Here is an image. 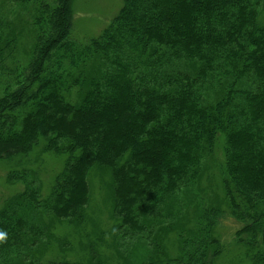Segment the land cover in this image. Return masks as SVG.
I'll use <instances>...</instances> for the list:
<instances>
[{
	"label": "trees",
	"instance_id": "trees-1",
	"mask_svg": "<svg viewBox=\"0 0 264 264\" xmlns=\"http://www.w3.org/2000/svg\"><path fill=\"white\" fill-rule=\"evenodd\" d=\"M4 1L0 159L42 147L64 166L45 198L34 170L8 174L24 188L0 208L8 233L0 264H105L101 254L45 260L56 222L85 221L96 168L111 171L118 237L143 239L160 254L163 234L179 230V253L159 264H216L225 246L215 228L225 215L242 223L244 257L232 264H264V0H123L87 44L72 38V0H8L29 17L20 27ZM27 26L33 47L21 63ZM221 141L224 205L202 207L193 230L164 225L178 220L180 195L202 179Z\"/></svg>",
	"mask_w": 264,
	"mask_h": 264
},
{
	"label": "rangeland",
	"instance_id": "rangeland-1",
	"mask_svg": "<svg viewBox=\"0 0 264 264\" xmlns=\"http://www.w3.org/2000/svg\"><path fill=\"white\" fill-rule=\"evenodd\" d=\"M123 0H72V38L78 43L87 44L92 39L101 35L103 30L111 23L113 18L121 9ZM4 14L20 27L18 19L21 21L29 19L25 12L14 14L15 5L6 0L1 2ZM22 10V9H20ZM13 13V14H12ZM20 14L22 16H20ZM259 23L264 24V7L260 10ZM28 26L23 34L18 58L21 63H26L31 56L33 47V37L28 34ZM28 36V39L27 37ZM27 39V42L25 41ZM225 145L221 141L217 144L212 157H209L203 171L202 179L186 189L185 195L181 194V206L176 211V217L169 219L164 225L178 223L181 229L193 230L198 225L196 221L202 214V207L209 208L213 205H224L222 200L221 181L225 172ZM42 147L28 157H15L13 159H0V208L5 200L10 196L23 190L22 182L12 184L7 178L8 174L15 171L34 170L42 187V196L45 198L51 192L54 179L63 169L64 158L44 154ZM111 171L108 169H93L89 177L90 202L87 208L85 221L80 224L58 223L51 230V246L46 254V261H70L82 260L90 256L95 262L102 255L105 264H159L156 259H167L179 253L176 234L179 230L174 229L165 233L161 240L162 252L168 256L157 254L155 246L148 244L145 240H132L128 235L118 237L119 233H114L115 221L112 217L114 192ZM194 198V199H191ZM190 207L187 209L185 203ZM226 209L225 206L221 208ZM179 211V214H178ZM47 218V216H46ZM242 223L236 221L229 215H225L215 228L216 234L221 238L225 246V252L216 264H232L233 261L243 259L244 252L236 245V232ZM118 242V245H117ZM92 243H96L94 248ZM94 248V249H92ZM117 248L118 251L115 249ZM38 247H35V252ZM31 255H35L30 251ZM94 257H93V255ZM127 262V263H126ZM235 264V263H233Z\"/></svg>",
	"mask_w": 264,
	"mask_h": 264
},
{
	"label": "clouds",
	"instance_id": "clouds-1",
	"mask_svg": "<svg viewBox=\"0 0 264 264\" xmlns=\"http://www.w3.org/2000/svg\"><path fill=\"white\" fill-rule=\"evenodd\" d=\"M8 239V233L4 230H0V243L7 242Z\"/></svg>",
	"mask_w": 264,
	"mask_h": 264
}]
</instances>
